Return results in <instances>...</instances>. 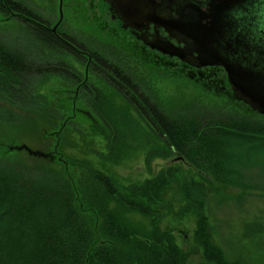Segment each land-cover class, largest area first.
<instances>
[{"label":"trees","instance_id":"1","mask_svg":"<svg viewBox=\"0 0 264 264\" xmlns=\"http://www.w3.org/2000/svg\"><path fill=\"white\" fill-rule=\"evenodd\" d=\"M0 13L20 14L43 53L50 56L51 51L67 49L51 32L29 22L40 19L22 2L0 0ZM3 40L0 36V103L4 104L0 121L23 131L32 115L38 138L23 136V141L32 151H41L42 157L31 161L32 156L24 150L20 159L8 154L0 157V264H183L174 235L155 224V207L179 170L170 167L157 177L121 190L112 176L95 168L90 160L67 156L56 165L51 153L44 151L56 144L50 136L58 135L61 115L37 94L36 86L49 75L75 79L78 85L83 81L75 74L70 77L72 70L65 63H33ZM98 56L94 57L99 65L96 71L163 140L165 149L150 151L148 163L157 157H179L217 185L264 194V122L207 107L172 117L119 64ZM84 88L89 107L110 134L109 152L113 155L124 138L122 124L126 122L112 118L110 103L102 92L94 93L87 85ZM71 137L64 133L57 138L59 152L73 147ZM184 190L192 202L189 208L198 209L194 238L204 260L208 264H245L213 243L208 219L202 213V190L191 186ZM136 214L154 219L152 230L143 232L133 224L129 215Z\"/></svg>","mask_w":264,"mask_h":264},{"label":"rangeland","instance_id":"2","mask_svg":"<svg viewBox=\"0 0 264 264\" xmlns=\"http://www.w3.org/2000/svg\"><path fill=\"white\" fill-rule=\"evenodd\" d=\"M15 1L26 5L39 19L49 20L51 26L60 19L59 0ZM85 1L81 0L77 24L71 22L70 25L79 34V39L87 43L85 48L119 64L144 87L146 93L159 103L165 113L177 117L188 109L207 107L264 122V115L256 113L249 101L231 86L226 73L209 68L200 70L180 60L155 54L131 55L135 48L122 42L119 37L116 38L106 20L94 18L92 15L97 13H90ZM30 33L22 18L16 19L14 14L8 16L0 13V36L13 51L26 55L29 61L37 64L63 62L72 70L68 72L70 77L75 74L83 81L78 85L75 79L49 75L36 86L37 94L43 96L52 109L60 112L62 119L58 135L50 136L56 139V144L45 148L44 154L51 153V160L56 165L65 161L67 156L79 161L90 160L95 168L112 176L121 190L157 177L160 172L174 167L179 173L166 190L162 201L155 207L158 215L155 224L161 231L174 235L182 251L183 264H208L204 260L203 250L194 238L199 214L197 208H189L192 202L187 200L184 190L186 186L202 190L200 194L205 195L202 213L208 219L213 243L224 248L232 259H242L245 264H264L263 193H244L234 187L217 185L211 177L201 174L179 157H157L148 163L147 155L150 151L165 149L159 135L139 118L134 109H129L126 100L105 81L103 75L88 64L87 58L78 59L76 53L65 50L51 51L52 56H49L42 52L43 48L38 42L32 40ZM114 47L119 51L117 54L112 53ZM124 54L127 56H123ZM86 85L94 93L102 92L108 99L113 119L126 122H122L126 124H122L124 138L119 141L113 155L109 152L110 134L97 113L89 107L88 93L84 88ZM92 97L95 98L96 95ZM101 104V108H104L103 102ZM3 105L0 103V109ZM33 120L35 118L31 115L23 131L0 121V157L8 154L14 160L20 159L23 157L20 151L23 150L32 156L31 161L41 156V151L33 152L23 141V136L38 135L36 128H32ZM64 133L72 135L70 142L73 147L59 152L57 138ZM129 216L133 224L139 225L143 232L152 230L154 219L137 214Z\"/></svg>","mask_w":264,"mask_h":264},{"label":"flooded vegetation","instance_id":"3","mask_svg":"<svg viewBox=\"0 0 264 264\" xmlns=\"http://www.w3.org/2000/svg\"><path fill=\"white\" fill-rule=\"evenodd\" d=\"M61 1V0H59ZM226 0H86L87 10L95 12L94 18L106 20L112 34L122 42L135 48L133 56L145 54L160 55L184 64L194 65L197 69L209 68L217 72L228 73L220 66L201 67V52L217 49L233 59L241 58V43L259 46L264 44V26L251 28L246 26L243 13L238 7L226 15ZM62 23L51 26L47 19L40 21L28 19L30 23L48 30L61 41L67 49L76 53V57L87 58L93 69L99 65L95 62L93 52L86 49L87 43L79 39V34L71 28V22L77 24L80 18L81 0H63ZM16 19L21 15L14 14ZM57 27L56 33L54 28ZM262 37L260 39V37ZM259 37V38H258ZM245 40V41H244ZM236 51L230 53L231 49ZM260 47V46H259ZM113 52L119 51L114 47ZM183 54L184 57L171 54ZM100 56V55H99ZM98 56V57H99ZM120 56V55H119ZM127 56V55H123ZM101 57V56H100ZM122 57V56H121Z\"/></svg>","mask_w":264,"mask_h":264},{"label":"water","instance_id":"4","mask_svg":"<svg viewBox=\"0 0 264 264\" xmlns=\"http://www.w3.org/2000/svg\"><path fill=\"white\" fill-rule=\"evenodd\" d=\"M60 1V17L63 20V5ZM238 7L243 13L246 26L252 27L264 26V0H226L223 10L226 15L231 12L232 8ZM56 33L57 27L53 29ZM260 37V36H259ZM258 37V38H259ZM262 37H260L261 39ZM264 39V38H262ZM245 41V40H244ZM241 58L233 59L225 52L217 49L201 52V67L220 66L228 73V82L239 93H241L252 105L254 111L261 116L264 115V44L259 46L244 45L241 43ZM230 53L236 52L230 47ZM184 57L182 54H171L174 56Z\"/></svg>","mask_w":264,"mask_h":264}]
</instances>
